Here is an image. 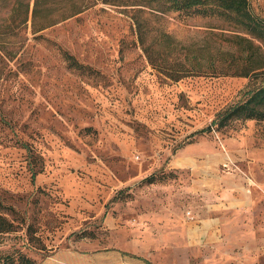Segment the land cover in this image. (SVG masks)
I'll list each match as a JSON object with an SVG mask.
<instances>
[{
  "label": "rangeland",
  "instance_id": "obj_1",
  "mask_svg": "<svg viewBox=\"0 0 264 264\" xmlns=\"http://www.w3.org/2000/svg\"><path fill=\"white\" fill-rule=\"evenodd\" d=\"M40 1L34 17L35 0H0V216L15 227L0 255L253 264L240 257L257 251L244 239L253 212L228 229L221 206L264 204V120L213 122L264 84V41L238 45L247 32L202 14ZM249 8L264 21V0ZM236 62L249 75H234ZM216 218L215 240L193 242V223ZM229 232L242 241L222 243Z\"/></svg>",
  "mask_w": 264,
  "mask_h": 264
},
{
  "label": "trees",
  "instance_id": "obj_2",
  "mask_svg": "<svg viewBox=\"0 0 264 264\" xmlns=\"http://www.w3.org/2000/svg\"><path fill=\"white\" fill-rule=\"evenodd\" d=\"M107 4L114 6H131L138 7L139 9L147 10L150 13L167 14L169 12L179 13H193L202 14L205 16L218 17L225 22H228L235 29H241L247 32V36L236 35L235 42L238 45L242 43L253 44L254 40L264 41V21L257 18L250 12L249 0H105ZM40 0H35L33 16L35 17L40 9ZM29 10V6L27 11ZM42 10V6L40 11ZM141 12V10H138ZM135 24L139 29L141 44L145 43V34L149 31L147 24L142 23V20L135 16ZM149 48L145 51L148 52ZM66 59L70 68L81 69L78 61L70 55H66ZM234 66V75L247 76L251 72L242 71V66L237 62L232 64ZM214 67V65L211 67ZM258 67H256L257 69ZM193 69H201L199 65ZM260 76V75H258ZM255 76L256 78H259ZM173 77V76H171ZM264 83V81H263ZM249 97L245 102H237L228 107L224 113H221L213 125L218 128L227 127L236 121L246 120H264V84L260 87L250 90ZM15 231L13 223L5 217L0 216V235L10 234ZM0 264H35V262L24 254L19 255H0Z\"/></svg>",
  "mask_w": 264,
  "mask_h": 264
},
{
  "label": "crops",
  "instance_id": "obj_3",
  "mask_svg": "<svg viewBox=\"0 0 264 264\" xmlns=\"http://www.w3.org/2000/svg\"><path fill=\"white\" fill-rule=\"evenodd\" d=\"M260 190H264V184L259 183ZM242 194L245 195L244 190L242 191ZM224 209V210H223ZM221 210L225 211L222 213L228 214L226 217L227 226L228 229L233 227V224L235 220L241 219V220H246L247 214L246 212L250 211L253 212L252 215V222L248 224V226H253V233L250 234V230L248 227H245L247 233L244 236L245 242L248 243L250 241L254 243H261V233L260 231L264 230V204H251L248 203V201L245 199H240V200H230V202H227V204H223L221 206ZM234 211L236 212V215H231V212ZM241 212V213H238ZM261 218H263L262 221ZM220 220V219H219ZM199 223V224H198ZM245 223V222H244ZM219 227V221H217V218L214 219H206V220H200L196 221L193 223V229H191V235L193 236V242H205L209 243L211 241H214L216 236L212 235L213 228ZM231 233V232H229ZM240 235V234H239ZM237 235H233L231 233L230 235H224L221 237L222 243H227L228 245L233 244V243H240L242 241L241 238H239ZM215 237V238H214ZM204 240V241H203ZM257 246V251H253L251 253V248L250 246L247 245V249H245L244 253H240L241 259H244V261L256 264L258 262L259 264L261 263L260 260L257 261L256 255H258L259 251L261 250V244ZM261 252V251H260ZM235 252L234 250L228 252L229 259H234L237 258L235 257ZM246 264V263H245Z\"/></svg>",
  "mask_w": 264,
  "mask_h": 264
}]
</instances>
